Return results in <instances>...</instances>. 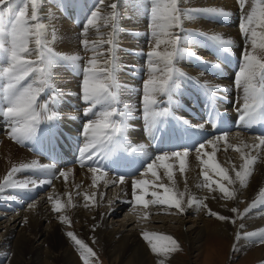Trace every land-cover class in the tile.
Segmentation results:
<instances>
[{
	"label": "bare ground",
	"instance_id": "obj_1",
	"mask_svg": "<svg viewBox=\"0 0 264 264\" xmlns=\"http://www.w3.org/2000/svg\"><path fill=\"white\" fill-rule=\"evenodd\" d=\"M116 2L119 7L117 9L119 19L117 22L115 56L119 64L116 73L119 87L118 102L115 106L120 111L125 110V106H130L129 129L126 133L128 143L133 147H142L143 151L147 153V157H154L158 151H156V146L151 145L152 141L141 134V129L145 126V123L143 114H139L141 113L140 108L143 111V84L149 75L147 53L152 42L149 28L150 20L148 19L149 22L142 20V18H145L142 17L143 14H146V18H149V16L143 8L135 9L133 0H121V5L118 0ZM252 2L253 0H246V12L251 10ZM21 3V0H16L13 2V6L16 7ZM96 7H102L104 11H107L106 8L99 5L98 0H40L38 12L40 22L47 26L49 39H51L53 31L56 34V39L52 44L53 49L61 55L81 57L80 66H83L86 59L92 55L91 52H85L81 40L84 38L83 30L87 25V18ZM180 7L182 9L215 7L227 10L231 15L237 14L235 17L230 15V17H233L230 18L231 21H226L225 17L216 18L207 15L197 17L194 20L185 19L182 29L176 30L181 37H186L189 33L199 32L221 34L233 41L228 50L229 53L242 58V50L246 47L250 50L249 41L244 38L239 30L243 13L237 4V0H180ZM107 31L101 26L99 35L106 36ZM188 38L192 41L193 49L202 58V62H210L211 57L204 47L206 39L199 36H188ZM88 39H97L95 29H89ZM101 50L106 51L107 45H104ZM197 64L199 62L195 59L184 57L179 60L177 67L202 84L217 82V80L212 81L210 76L201 74ZM81 80L82 74L80 72L61 62L54 66L50 86L45 89L44 95L40 96V102H46L45 97H50L48 100L57 106L49 105L62 114L61 121L70 123L75 127L74 129L66 125L56 140L53 141V138L48 134L40 147H36L31 143L17 144L7 138V124L5 126L0 124V179L8 173L13 165L30 164L32 161H37L41 165L48 166L47 171L21 170L14 177L18 182L36 180L37 184L35 186L29 185L28 189H6L3 193H0V230L3 228V232L0 234V258L7 255L6 264H79L78 260H80L79 255L81 254L74 242L66 235L69 231L85 242L88 247H98L101 255L104 256V259L108 258L110 264H120L121 262H124L123 264H157L158 259H163V257H157L152 253L142 236L145 231L171 236L177 240L181 249L184 248L188 251L194 250L196 247L200 249L206 244L216 242H219L216 246L218 244L222 246L232 245L234 248L239 247V245L242 247L252 244V239L234 241L233 235L235 232L236 234L237 232H254L264 228V218H261L264 216V205H258L251 210L256 212V215L249 213L244 220L242 219L241 222H237L235 225L228 221H218L214 217L206 220L205 216L208 215V209H211L220 215L235 218L238 214L231 212L230 209L235 207L240 212L241 207L238 205L240 201L246 203L245 209L248 208L249 204L258 196L260 189L264 188V151L261 150L251 153L256 155L259 152L260 160L254 166L253 175L248 181V186L243 189L240 188L238 182L234 185H228L226 181H221L219 175L210 167L206 169L209 175L210 188L197 187L199 183L204 182L201 175L204 166L197 160L196 152L189 153L187 170L183 175L180 174L178 167L174 169L178 190L184 191L186 182L191 195L204 200L208 209L201 208L197 211L194 205L193 207H185V211L181 214L175 208H171L174 209V212H172L166 206L150 205L146 210L141 209V211L148 212V218L138 220L136 215L133 214L131 206L128 211L130 216L120 226L125 228V231L116 229L113 225H108L106 222L109 218L112 219L117 213L132 205L130 201L132 199L131 184L133 179L148 181V191H159L161 194L162 189L152 188L151 185L153 183L168 184V181L166 178L158 181L151 174L141 176L140 173L144 171L143 164L147 157L133 154L129 150L127 152H117L109 159L113 161L117 156H120L122 159L119 163L97 158V164L93 166L98 165L108 173V176L99 180L97 186L93 187L92 173L88 170V165L92 164L91 161H87L85 166L81 167L80 154L76 150L64 152L65 155L61 158L50 152L52 141L62 142L65 139L66 143H71L70 138L78 139L83 124L91 118L82 115L86 105L79 95ZM2 83L0 81V84ZM233 87L235 88V86ZM235 90L239 95L237 101L240 102L242 95L239 93L242 91H238L236 88ZM53 95L61 98L53 102L51 98ZM159 100L160 104L163 103V100L160 98ZM177 101H179L177 110L180 119L187 120L189 127L199 129V125L188 118L190 112L188 101L180 99ZM240 106H242V103H237L234 107L238 108ZM46 126L48 124H42L40 127L45 128ZM228 137L229 143L239 145V140L235 138L236 134H228ZM255 137L248 138L241 135V138L250 145L257 143ZM80 139L82 146L83 137L81 136ZM202 140L200 136H196L193 141H185L179 146L183 148L182 150L190 149ZM46 146L49 147L48 154L44 153ZM79 148L77 149L79 150ZM166 149L173 151L175 145L172 144ZM205 151L211 153L213 149L207 147ZM203 158L207 159V157ZM215 160L221 167L228 170L233 179H235V173L232 171L233 167L238 170L243 163L240 153L232 149L225 151L223 142L218 145ZM174 163L178 164V162ZM61 171H69L70 174L67 176V180H65V177L59 176ZM158 174L163 177L162 168ZM119 176L126 178L124 184L111 183ZM45 179H51L52 183L41 185L39 181ZM105 180H108V183H105ZM218 183H223L229 190H235V199L222 198V193L218 190ZM45 187L48 188L47 191H43ZM108 189L110 190L108 191ZM38 192H41V195ZM50 195L53 200L59 199L64 205L61 212L52 210V203L49 201ZM86 195L92 197V199L86 201ZM69 197L71 203H69ZM146 199L151 200L153 197L148 195ZM184 199L186 202L188 196L186 195ZM30 205H35V208H30ZM159 212L180 214L186 216L187 219L192 215H196L198 218L196 219L197 222L189 219L193 223L196 222L190 230L184 232L183 230H177L174 233H169L151 228L152 223L157 221L163 224L165 222L178 223L173 218L164 221L156 217L151 218ZM61 216L67 217L69 223H62ZM144 224H148L149 227L136 228ZM180 224L184 225V222L182 221ZM241 225L243 228H241ZM128 226H132V228L126 230ZM18 228L20 229L17 230ZM150 229L155 231H150ZM232 233L234 234L232 235ZM248 256L251 261L259 260L261 264H264V244ZM174 258L173 255H170L165 262L167 263Z\"/></svg>",
	"mask_w": 264,
	"mask_h": 264
},
{
	"label": "snow or ice",
	"instance_id": "obj_2",
	"mask_svg": "<svg viewBox=\"0 0 264 264\" xmlns=\"http://www.w3.org/2000/svg\"><path fill=\"white\" fill-rule=\"evenodd\" d=\"M10 3V0H0V6ZM99 5L87 18V25L83 30L81 44L85 52H91L84 65L80 66L79 56H67L57 53L52 44L56 39L53 31L51 39L48 38V29L40 22L38 15L40 0H22V4L16 6L14 12L6 19L0 18V118L7 124L6 136L12 142L24 144L33 140L42 124H48L46 129L50 137H55L58 131L62 114L47 102H40V96L47 87L53 76L54 66L63 62L70 65L74 70L82 74L80 86V98L86 105L82 115L91 117L83 124L80 135L83 137L82 146L79 148L80 165L84 167L87 161L88 170L92 173V186L96 187L97 182L106 178L108 173L103 171L97 164V158L101 160L111 159L117 152L131 151L133 154L147 157V153L142 147L131 146L126 137L129 129L128 120L131 115L130 106H125V110L120 111L115 106L118 102V81L116 73L119 64L116 60V33L118 31V4L116 0H98ZM237 4L243 13L239 25L240 33L249 41V48L242 50V62L239 71L235 75L234 86L238 91H242V106L238 107L239 120L241 124L250 129L257 122H264V0H253L250 11H245L246 0H237ZM133 7L137 10L143 8L149 16V28L151 30L152 42L147 53L148 79L143 84V120L146 129L155 139L159 125L168 118L175 119L178 123L187 125V120H181L175 116L172 109L179 106V101L173 100L182 80H190L184 71L178 69L177 64L180 59L188 57L202 62V58L193 49L192 41L188 36H199L212 42L220 50L228 51L233 41L225 38L221 34H208L205 32L189 33L186 37H181L176 30L182 29L185 19L194 20L197 17L211 16L216 18L228 17L231 13L221 8H189L182 9L180 0H133ZM101 26L107 29L106 36H100ZM95 29L97 39L89 40V29ZM104 45L107 50L102 51ZM215 67H219L216 65ZM210 113H215L213 107L217 99V89L220 85L205 83L201 85ZM168 97V106L161 108L159 97ZM59 96H52L53 102L60 99ZM118 118V119H117ZM239 145L229 143L227 133L215 136L213 139L199 143L195 147L197 160L204 166L201 170L203 183L197 187L210 188L209 175L206 169L212 168L228 185L239 183L241 189L248 186V181L253 175L254 166L260 160V153H251L257 150L264 151V135L256 136L255 144H247L239 132L236 133ZM223 142L225 151L232 149L240 153L243 161L237 170L233 167L235 179L229 175L227 169L215 160L218 145ZM211 147L213 151H205ZM190 149L173 150L163 154L147 157L144 161V171L141 176L155 177L156 180L166 178L168 184L153 183L152 188L162 189L159 191H148V181L143 179L132 180V212L138 220L148 218L149 206L162 205L168 209L175 208L179 213L185 211V207L195 205L197 211L201 208L208 209L204 200L191 195L187 183L184 191H179L176 185L174 169L178 167L181 175L187 170V158ZM203 157H207L204 159ZM122 157L117 156L113 163H119ZM174 162H178L174 163ZM163 169V177L158 172ZM21 170L47 171L48 166L41 165L37 161L13 165L8 173L0 179V193L6 189H28L29 185L35 186L36 180L18 182L14 177ZM69 171H61L60 177L69 175ZM124 184L126 178L119 176L111 183ZM41 185L51 184V179L39 181ZM108 183V180H105ZM218 190L222 193V198L228 200L235 199L236 191L229 190L223 183H218ZM151 195L153 199L146 197ZM188 196L185 202V196ZM92 197L85 196V200ZM54 212H61L64 205L59 199L53 200L49 196ZM69 203L71 198L69 197ZM111 204V201L109 202ZM264 205V188H261L258 196L249 204L244 212H239L237 208L230 209L237 213V218L242 219L245 214ZM87 206V205H85ZM139 206V207H138ZM34 209L35 205H30ZM208 215L216 220L228 221L236 224V218L220 215L208 209ZM62 223H69L67 217L61 216ZM241 228L243 226L241 225ZM66 235L71 239L80 251L84 264H90V258L96 254L85 242L69 231ZM143 239L147 242L153 254L158 259L157 264H165L167 258L181 247L177 240L171 236L149 233H142ZM236 239H252L264 244V228L254 232H237ZM165 242V243H162Z\"/></svg>",
	"mask_w": 264,
	"mask_h": 264
},
{
	"label": "rangeland",
	"instance_id": "obj_3",
	"mask_svg": "<svg viewBox=\"0 0 264 264\" xmlns=\"http://www.w3.org/2000/svg\"><path fill=\"white\" fill-rule=\"evenodd\" d=\"M14 1H16V0H10V3H8L4 6H0V17L4 16V18L6 19L8 16H6V15L1 16V15L4 14L5 12H8V14H10V12L12 10H15L16 7L13 6ZM120 1L121 0H118V2H120ZM21 2H22V0H21ZM120 5H121V2H120ZM144 13H145V11H144ZM143 15L144 16H142V17H145V18H142V20H146L147 22H149V20H148L149 18L148 17L146 18V14H143ZM231 16L235 17V16H237V14H234V15L232 14ZM233 17L228 16V17H225V19H226V21L227 20L231 21L232 19H230V18H233ZM149 35H150V33H149ZM149 35H148V37H149ZM230 86H232V84ZM48 98H50V97H48V96L45 97V100H47L46 101L47 103L52 104L53 106H57V105L53 104L52 102H50L48 100ZM0 119H1L0 122H2L3 126H5L6 123L3 122L2 118H0ZM230 154H234V153H230ZM47 189L48 188L45 187L43 189V191H47ZM109 190L110 189H108V191ZM40 193L41 192H38L39 195H41ZM238 205L241 207L240 212L241 213L244 212V209L246 207V203L244 201H240V202H238ZM131 206L132 205H130V207H127V209H124V211L122 210L119 213H117L115 216H113L112 219L109 218L106 223L110 226L113 225L116 229H121V230L125 231V228L120 227V226L125 221V219L128 216H130L128 211L131 209ZM170 211L174 212V209H171ZM249 213L255 214V215L257 214L256 212H252V211L248 212L247 214H249ZM247 214L244 215V217L242 218L243 220ZM155 217L159 218V220H162V221L169 220L170 218L177 220L178 223H172V222L167 223V222H165L163 224V223L158 222V221L155 223H152L151 228H156L158 230H164V231H167L169 233H174L177 230H183V232L186 230H190L193 227V225L197 222L196 219L198 218L196 215H192V216H189V218L187 219L186 216H182L180 214L179 215L178 214L175 215L174 213L173 214L172 213L164 214V213H160V212L157 214H154V216H152L151 218H155ZM211 218L212 217L210 215L205 216L206 220H209ZM235 218H236V223L241 222V220H242V219L237 218V217H235ZM261 218H264V216H262ZM189 219L195 220L196 222L193 223L192 221H189ZM182 221L184 222V225L180 224V222H182ZM138 227L140 229V227L141 228L142 227H149V225L148 224L139 225L136 228H138ZM131 228H132V226H128V227H126V230H129ZM2 229L0 230V234H2V232H3ZM19 229L20 228H18L17 230H19ZM150 231H155V230L150 229ZM233 234L234 233H232V235ZM215 237L217 238V236H215ZM233 239H234V241H239L236 239V232L233 235ZM215 240H217V239H215ZM217 243H219V242H216L214 244L209 243V244L202 246V248H200V249H197V247H196V248H194V250L192 249L191 251H188L187 249L183 248L180 251L172 253L171 255H173L175 258L173 260L172 259L169 260V262H167V263L165 262V264H261V262L259 260L251 261L250 257L248 256V255L252 254L254 252V250H257L258 248L263 246V244L259 243L258 241L253 240V241H251L252 244H250V245H245L242 247L239 245V247H235V248H234V246L232 247V245L222 246V245L218 244L216 246ZM90 248L96 254L94 257L90 258V264H110L109 259L108 258L104 259V256L101 255V251L99 250L98 247L94 248V246H93ZM79 258H80V260H78L79 264H84V261L81 259V255H79ZM6 262H7V255L4 258H0V264H6ZM123 263L124 262H121L120 264H123Z\"/></svg>",
	"mask_w": 264,
	"mask_h": 264
}]
</instances>
